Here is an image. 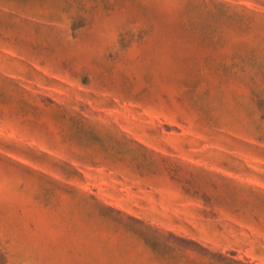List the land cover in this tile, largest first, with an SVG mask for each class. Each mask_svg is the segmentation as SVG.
<instances>
[{"label": "rangeland", "instance_id": "1", "mask_svg": "<svg viewBox=\"0 0 264 264\" xmlns=\"http://www.w3.org/2000/svg\"><path fill=\"white\" fill-rule=\"evenodd\" d=\"M0 264H264V0H0Z\"/></svg>", "mask_w": 264, "mask_h": 264}]
</instances>
